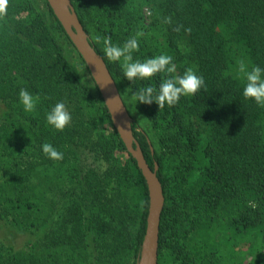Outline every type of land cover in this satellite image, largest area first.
Listing matches in <instances>:
<instances>
[{
	"label": "trees",
	"instance_id": "16d2710c",
	"mask_svg": "<svg viewBox=\"0 0 264 264\" xmlns=\"http://www.w3.org/2000/svg\"><path fill=\"white\" fill-rule=\"evenodd\" d=\"M43 1L46 10L36 0H9L0 18V221L32 236L20 247L0 238V264H135L148 213L145 178ZM71 2L117 83L148 165L158 166L165 203L157 264H264V107L243 97L238 71L241 60L264 69V0ZM138 31L134 60L172 56L175 75L191 67L206 90L161 110L131 102L167 75L128 81L94 37L122 46ZM22 88L39 97L32 113L19 103ZM60 101L72 116L63 131L46 122ZM44 143L63 159H49Z\"/></svg>",
	"mask_w": 264,
	"mask_h": 264
},
{
	"label": "clouds",
	"instance_id": "9594fccd",
	"mask_svg": "<svg viewBox=\"0 0 264 264\" xmlns=\"http://www.w3.org/2000/svg\"><path fill=\"white\" fill-rule=\"evenodd\" d=\"M9 0H0V18L7 13ZM144 36L143 31H138L135 36L130 37L122 46L113 44L110 36L94 37L97 44L102 42L104 56L110 62H120L124 78L128 81L137 79H150L157 74L164 73L167 78L163 79L156 89L152 86L142 87L131 95V102L152 104L155 102L159 110L166 105L175 106L180 98L194 96L202 88L206 90L204 78L196 74L191 68H187L183 75H175L177 68L173 63V57L163 54L148 58L141 62L133 59V53L139 51V37ZM238 71L244 77L243 97L253 100L257 105L264 107V69L259 66L251 67L248 70L245 63L238 62ZM39 97H34L28 90L22 88L19 91V103L23 110L32 113L36 110ZM72 121L71 113L68 111L65 102H57L47 113L46 122L57 131H63ZM43 153L51 160L60 161L63 153L58 151L52 144H42Z\"/></svg>",
	"mask_w": 264,
	"mask_h": 264
},
{
	"label": "water",
	"instance_id": "95a60500",
	"mask_svg": "<svg viewBox=\"0 0 264 264\" xmlns=\"http://www.w3.org/2000/svg\"><path fill=\"white\" fill-rule=\"evenodd\" d=\"M57 20L64 29L76 51L88 68L111 121L126 150L135 159L137 167L145 178L148 189V213L146 228L139 255L135 264H157L159 248V228L165 203L161 182L157 176V164L152 169L132 131V119L105 60L95 50L89 35L83 28L71 0H46Z\"/></svg>",
	"mask_w": 264,
	"mask_h": 264
},
{
	"label": "rangeland",
	"instance_id": "374dc122",
	"mask_svg": "<svg viewBox=\"0 0 264 264\" xmlns=\"http://www.w3.org/2000/svg\"><path fill=\"white\" fill-rule=\"evenodd\" d=\"M39 3V6H41L42 9L46 10V4L44 3L43 0H36ZM47 17L51 19V15L46 11ZM148 15L149 13L146 11L145 13V19L148 21ZM57 31L58 38L60 39V42L64 46L66 50V54L68 58L71 60V62L75 65L77 71L79 74L87 79L89 77L88 71L85 67V63L81 60L78 52L76 49L73 47V44L69 42V40L61 34L60 31L55 29ZM120 88L125 89L124 84L120 83ZM91 160V159H90ZM32 237L28 233L20 232L12 227H10L8 224L5 222L0 221V238L4 240L5 242H12L14 245L20 247L23 245L24 241L28 238Z\"/></svg>",
	"mask_w": 264,
	"mask_h": 264
}]
</instances>
